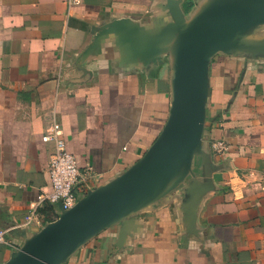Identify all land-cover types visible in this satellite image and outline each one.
Listing matches in <instances>:
<instances>
[{
	"label": "crops",
	"instance_id": "obj_1",
	"mask_svg": "<svg viewBox=\"0 0 264 264\" xmlns=\"http://www.w3.org/2000/svg\"><path fill=\"white\" fill-rule=\"evenodd\" d=\"M227 1L0 0V230L13 229L0 264H23L63 215L37 206L52 190L42 138L74 157L77 201L156 153L199 32ZM197 95V137L165 178L86 225L61 263L264 264V18L229 19Z\"/></svg>",
	"mask_w": 264,
	"mask_h": 264
},
{
	"label": "water",
	"instance_id": "obj_2",
	"mask_svg": "<svg viewBox=\"0 0 264 264\" xmlns=\"http://www.w3.org/2000/svg\"><path fill=\"white\" fill-rule=\"evenodd\" d=\"M264 0H229L221 5L209 17L200 30L201 42L192 53L185 79L180 83L177 93V111L174 126L167 137L159 144L156 153L138 164L130 172L124 174L116 182L105 186L77 201L57 221L48 225L39 235L23 264H63L59 257V246L55 244L61 234L72 228L74 242L81 236L86 225L102 217L107 212L118 214L149 195L160 180L165 178L169 166L174 163L196 139L200 119L201 105L198 99L199 80L203 66L211 52L220 41V34L226 23L241 9L248 8L246 3ZM147 183L142 191L127 198L139 183ZM127 198L126 200H123ZM123 200V201H122ZM76 227L80 234L74 233ZM13 229L8 236L12 238ZM56 246V247H55Z\"/></svg>",
	"mask_w": 264,
	"mask_h": 264
},
{
	"label": "built area",
	"instance_id": "obj_3",
	"mask_svg": "<svg viewBox=\"0 0 264 264\" xmlns=\"http://www.w3.org/2000/svg\"><path fill=\"white\" fill-rule=\"evenodd\" d=\"M75 2V0H70ZM44 143H52L53 149L48 158L47 173L49 175L52 190L49 194H41L38 196L37 206L60 205L63 210H69L77 203L75 188L79 183L80 172L72 155L66 152L63 141L56 139L55 136L45 135L42 138ZM264 191V181L261 185ZM39 220L38 208H33L29 215L25 218V226H31ZM11 229L0 230V247H12L11 239L8 234Z\"/></svg>",
	"mask_w": 264,
	"mask_h": 264
},
{
	"label": "rangeland",
	"instance_id": "obj_4",
	"mask_svg": "<svg viewBox=\"0 0 264 264\" xmlns=\"http://www.w3.org/2000/svg\"><path fill=\"white\" fill-rule=\"evenodd\" d=\"M246 5L248 8H246V10L241 9L242 11L238 13V19L240 23L251 22L264 18V1L248 2ZM74 230V233L80 234L76 227H74Z\"/></svg>",
	"mask_w": 264,
	"mask_h": 264
},
{
	"label": "bare ground",
	"instance_id": "obj_5",
	"mask_svg": "<svg viewBox=\"0 0 264 264\" xmlns=\"http://www.w3.org/2000/svg\"><path fill=\"white\" fill-rule=\"evenodd\" d=\"M177 102L175 104V110L177 111ZM74 241V236H64L60 237V239L55 240V244H57L61 249H66L72 242Z\"/></svg>",
	"mask_w": 264,
	"mask_h": 264
}]
</instances>
